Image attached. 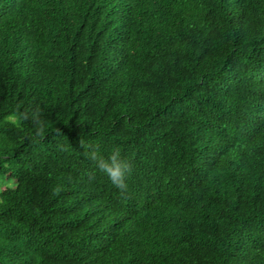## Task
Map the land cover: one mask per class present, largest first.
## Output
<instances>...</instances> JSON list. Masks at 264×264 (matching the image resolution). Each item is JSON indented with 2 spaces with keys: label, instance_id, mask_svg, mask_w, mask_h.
Listing matches in <instances>:
<instances>
[{
  "label": "trees",
  "instance_id": "obj_1",
  "mask_svg": "<svg viewBox=\"0 0 264 264\" xmlns=\"http://www.w3.org/2000/svg\"><path fill=\"white\" fill-rule=\"evenodd\" d=\"M0 264H264V0H0Z\"/></svg>",
  "mask_w": 264,
  "mask_h": 264
},
{
  "label": "clouds",
  "instance_id": "obj_2",
  "mask_svg": "<svg viewBox=\"0 0 264 264\" xmlns=\"http://www.w3.org/2000/svg\"><path fill=\"white\" fill-rule=\"evenodd\" d=\"M91 159L97 163L100 170L108 177L111 183L118 189L126 187V177L131 173V164L121 157L119 149H113L105 158L99 152H92Z\"/></svg>",
  "mask_w": 264,
  "mask_h": 264
}]
</instances>
